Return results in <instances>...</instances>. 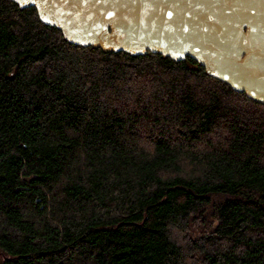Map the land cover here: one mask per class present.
Listing matches in <instances>:
<instances>
[{"label":"trees","instance_id":"obj_1","mask_svg":"<svg viewBox=\"0 0 264 264\" xmlns=\"http://www.w3.org/2000/svg\"><path fill=\"white\" fill-rule=\"evenodd\" d=\"M0 264H264V105L0 0Z\"/></svg>","mask_w":264,"mask_h":264},{"label":"water","instance_id":"obj_2","mask_svg":"<svg viewBox=\"0 0 264 264\" xmlns=\"http://www.w3.org/2000/svg\"><path fill=\"white\" fill-rule=\"evenodd\" d=\"M79 47L187 57L264 105V0H12Z\"/></svg>","mask_w":264,"mask_h":264}]
</instances>
